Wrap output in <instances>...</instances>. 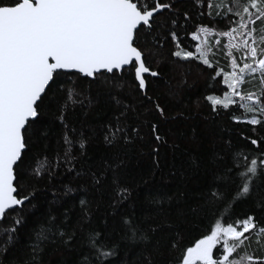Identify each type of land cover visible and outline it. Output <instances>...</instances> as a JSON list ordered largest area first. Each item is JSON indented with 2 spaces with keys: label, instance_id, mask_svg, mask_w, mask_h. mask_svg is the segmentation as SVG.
Masks as SVG:
<instances>
[{
  "label": "snow or ice",
  "instance_id": "snow-or-ice-1",
  "mask_svg": "<svg viewBox=\"0 0 264 264\" xmlns=\"http://www.w3.org/2000/svg\"><path fill=\"white\" fill-rule=\"evenodd\" d=\"M166 61L206 71L187 138L206 147L141 200L129 153L147 143L159 168L180 149L161 125L189 119L151 94ZM126 80L138 105L75 119ZM0 264H264V0H0Z\"/></svg>",
  "mask_w": 264,
  "mask_h": 264
},
{
  "label": "trees",
  "instance_id": "trees-1",
  "mask_svg": "<svg viewBox=\"0 0 264 264\" xmlns=\"http://www.w3.org/2000/svg\"><path fill=\"white\" fill-rule=\"evenodd\" d=\"M181 7L187 8L188 4L184 3ZM188 42L194 43L190 40ZM164 54L167 56V49L164 50ZM156 70L161 72V77L153 84L151 94L154 98H159V102L166 108L169 116L183 112L189 119L161 125L160 130L162 133H168L171 130L169 142L179 143L180 149L173 154L169 149L163 148L161 156L158 158L160 159L159 168L154 165L147 143L137 144L129 153V158L126 161L127 178L130 183L136 186L135 194H138L141 200L145 195L157 189L173 191L176 180L180 179V175L177 172L176 180H174L170 176V171L182 169L186 166L188 153L202 152L206 147V144L198 147L187 139L191 135L189 125L202 123L203 118L208 114V103L203 97L212 89L206 86L207 74L205 69L197 62L166 61ZM85 87H87L86 83ZM90 95L93 97L94 105L88 111L87 117H83L81 111L77 109L75 119L77 121L85 119L86 123L93 126L108 119L112 112L116 110L115 101L112 99L113 95L118 96L125 103L139 104L135 85L130 80H126L123 88L109 86L108 84L92 85ZM137 111H142V109L137 108ZM143 131L148 133L147 127ZM181 133H183V137H181ZM96 139L98 141L99 137L97 136ZM147 139L148 136L146 135L145 140L147 141ZM92 151L98 155L104 151V148L101 144L96 143ZM185 178L187 177L185 176ZM44 199L50 200L51 195H47ZM207 228H209L207 220L193 221L184 230L183 243L187 245L189 241L199 238L200 234Z\"/></svg>",
  "mask_w": 264,
  "mask_h": 264
}]
</instances>
